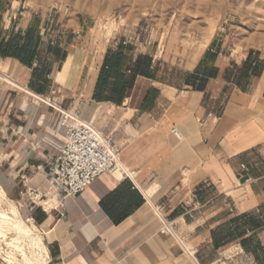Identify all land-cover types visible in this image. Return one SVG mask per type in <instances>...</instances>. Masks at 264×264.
Here are the masks:
<instances>
[{"label": "crops", "instance_id": "1", "mask_svg": "<svg viewBox=\"0 0 264 264\" xmlns=\"http://www.w3.org/2000/svg\"><path fill=\"white\" fill-rule=\"evenodd\" d=\"M100 49L72 44L32 66L0 56V185L41 231L48 264H260L264 62L216 36L189 55L170 49L172 66L160 44ZM62 111L112 134L133 180L105 173L64 199L51 175Z\"/></svg>", "mask_w": 264, "mask_h": 264}, {"label": "rangeland", "instance_id": "2", "mask_svg": "<svg viewBox=\"0 0 264 264\" xmlns=\"http://www.w3.org/2000/svg\"><path fill=\"white\" fill-rule=\"evenodd\" d=\"M1 1L5 3L0 12V36L8 38L39 19L44 55L49 47L62 52L72 44L82 46V42L92 55H99L101 45L109 40L124 41L141 49L160 44L164 65L172 66L165 60L170 49L187 51L189 55L191 50L203 49L216 36L226 51L238 54L251 50L257 53L259 65L264 62V0ZM172 79L179 82L181 78L173 75ZM11 207L0 197V208L11 213ZM24 220L33 226L32 221ZM4 236L0 235V264H29L23 250L10 243L15 233ZM23 249L28 252L26 246ZM11 254L16 257L14 261Z\"/></svg>", "mask_w": 264, "mask_h": 264}, {"label": "built area", "instance_id": "3", "mask_svg": "<svg viewBox=\"0 0 264 264\" xmlns=\"http://www.w3.org/2000/svg\"><path fill=\"white\" fill-rule=\"evenodd\" d=\"M61 124L63 144L54 160L51 175L64 199L77 196L105 173H119L133 180L135 172L121 162L120 149L112 134H104L88 121L67 111H62ZM172 132L177 137L181 136L176 128ZM35 195L39 196V193ZM159 217L162 222L161 233L174 235L173 222L160 212ZM182 244L197 261V249Z\"/></svg>", "mask_w": 264, "mask_h": 264}, {"label": "bare ground", "instance_id": "4", "mask_svg": "<svg viewBox=\"0 0 264 264\" xmlns=\"http://www.w3.org/2000/svg\"><path fill=\"white\" fill-rule=\"evenodd\" d=\"M0 197L7 200L12 206L11 213L0 208V235L4 236L9 232L15 233L16 236L12 239V242L10 241V243L23 250L24 260L27 263L48 264V250L43 236L41 235V231H39L36 225L33 224V226H30L26 223L21 217L16 205L6 197L5 191L1 187ZM25 246L28 248V252L23 249ZM15 259V255H12L11 261H14Z\"/></svg>", "mask_w": 264, "mask_h": 264}, {"label": "trees", "instance_id": "5", "mask_svg": "<svg viewBox=\"0 0 264 264\" xmlns=\"http://www.w3.org/2000/svg\"><path fill=\"white\" fill-rule=\"evenodd\" d=\"M4 3V1L0 2V12L4 6ZM42 45V28L40 26V20L36 19L25 30H19V32L17 33H12L8 38L0 36V56L13 57L18 59L24 65L32 66L36 60L41 61V58L43 57ZM46 53L57 54L58 51L54 50V48L52 47H49ZM254 61L256 64V68H259V66L261 65L258 64L260 63L258 58L255 57ZM248 63H250L251 65L253 63V61L251 60V55L246 60V64ZM123 84L124 82L121 81L120 85L118 86L119 90H122V88L124 87ZM257 259L260 264H264V253H262V255L260 256L258 254Z\"/></svg>", "mask_w": 264, "mask_h": 264}]
</instances>
